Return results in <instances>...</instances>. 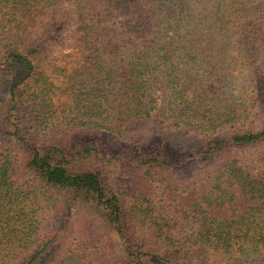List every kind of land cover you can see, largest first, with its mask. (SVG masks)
I'll list each match as a JSON object with an SVG mask.
<instances>
[{"label":"trees","instance_id":"1","mask_svg":"<svg viewBox=\"0 0 264 264\" xmlns=\"http://www.w3.org/2000/svg\"><path fill=\"white\" fill-rule=\"evenodd\" d=\"M148 120L213 163L178 218L135 189L187 183ZM0 126V264H264V0H0Z\"/></svg>","mask_w":264,"mask_h":264},{"label":"rangeland","instance_id":"2","mask_svg":"<svg viewBox=\"0 0 264 264\" xmlns=\"http://www.w3.org/2000/svg\"><path fill=\"white\" fill-rule=\"evenodd\" d=\"M73 33H71V36L69 37L68 43L58 49H55L54 53L58 60V64L60 66L65 67L68 70V73L71 74L73 70L80 67L82 65V50L79 47V44L75 41V37H73ZM50 74H52L50 71ZM71 72V73H70ZM60 80L62 81V77H60ZM142 124H138L135 130V134L137 136V140L139 139L138 134L140 135L141 144L145 145L148 142H155L156 139H163L165 138L167 140V145L169 147L174 148L176 147V150H180L181 152H186L187 156H180L178 158L179 161H182L184 163V169L182 168L181 171H179V175H183L187 183L182 182L181 187L179 190H175L176 186L174 184H170L168 182H149L148 180H139L138 186L135 188L137 191H139V197L141 196L143 199L147 198L148 200H151L155 204L153 205V208H155L157 211H166L169 209L174 210L173 214L176 218L180 217V207L183 204L182 197H179V200L176 199V195L180 196L182 194L181 192L185 189L183 187L184 185L191 184L192 187H198L202 183L203 174L205 170L209 166H212L213 163L210 162H204L202 157L199 156L200 148L202 145L201 137H196V132H190L189 136H186L184 133H181L180 136H175L176 134H173L172 137L170 135H163L161 134H155L154 128L156 127V123L154 121H147L143 123L142 127H140ZM2 130V127L0 126V131ZM163 131V130H162ZM112 145L116 146L115 144L118 143L117 140H113L111 138ZM119 148L120 145H117ZM116 146V147H117ZM264 145L260 146V149H263ZM111 152L118 151L117 149L110 150ZM230 154L234 152V150H228ZM189 152V153H188ZM229 153H226V156L230 155ZM125 167L121 169V180L122 182H126V180H129V175L136 174L137 173V167L135 168V164L131 163L130 161L125 162ZM187 166V167H186ZM136 171V172H135ZM137 176V174H136ZM201 179V181H200ZM137 183V181H135ZM124 184V183H123ZM116 185V184H115ZM78 201V200H76ZM76 201H72L71 199H68V204H73L72 207V221H76L79 219V217H83L84 211L82 210V205L80 206V203H76ZM133 199L128 200V204L132 205ZM146 201V200H145ZM148 203V201H146ZM71 204V205H72ZM75 204V205H74ZM84 206V205H83ZM89 207V206H88ZM81 208V209H80ZM90 210H92L89 207ZM55 218L51 220H47L45 224V232L52 231L55 227ZM96 224L99 223V221L95 222ZM57 226V225H56ZM97 260V259H96ZM99 262V259L97 261Z\"/></svg>","mask_w":264,"mask_h":264}]
</instances>
